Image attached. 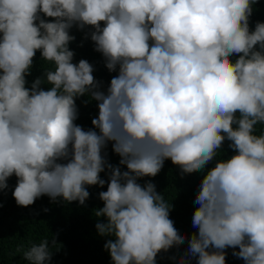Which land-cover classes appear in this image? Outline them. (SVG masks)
I'll list each match as a JSON object with an SVG mask.
<instances>
[{
  "label": "clouds",
  "instance_id": "obj_1",
  "mask_svg": "<svg viewBox=\"0 0 264 264\" xmlns=\"http://www.w3.org/2000/svg\"><path fill=\"white\" fill-rule=\"evenodd\" d=\"M257 3L0 0V193L15 176L18 206L43 196L85 205L89 187L106 185L95 228L108 237L111 264H157L185 242L177 264H227L229 248L244 264H264V127H256L264 126V22L250 27ZM73 28L117 73L106 89L92 63L73 62ZM38 51L54 68L29 86ZM84 96L98 108L87 130L75 123ZM225 142L232 155L218 159ZM167 160L181 176L203 174L190 235L152 180L138 182ZM22 258L50 264L49 241Z\"/></svg>",
  "mask_w": 264,
  "mask_h": 264
},
{
  "label": "trees",
  "instance_id": "obj_2",
  "mask_svg": "<svg viewBox=\"0 0 264 264\" xmlns=\"http://www.w3.org/2000/svg\"><path fill=\"white\" fill-rule=\"evenodd\" d=\"M257 21L264 22V0L253 5V15L250 18V27L254 28ZM87 31V29H86ZM71 34L76 39L69 47L75 53L74 61L86 59L94 65V76L97 80L103 81L106 89L112 76L117 73H109L104 66V61L100 53L94 50V43L83 38V33L72 29ZM82 44V46H81ZM51 62L41 60L39 51L34 58L32 75L27 77L29 86L34 78L42 75L45 69H53ZM47 90L50 85H42ZM90 96H84L76 100L79 109V117L75 121L83 126L85 130L92 127L91 120L98 115V108L95 101ZM257 134L261 125H257ZM108 159L113 165H117L119 157L112 153L111 145L108 149ZM224 152V153H223ZM232 155L228 149V142L218 154V159ZM214 164V162H213ZM213 164L208 165L212 167ZM202 173L194 172L181 176L180 169L165 161L163 169L154 177H145L138 181L143 184L145 180L151 179L156 185V190L164 195L168 204L173 205L170 212V219L175 226L186 234H191L196 229L192 227V215L198 205L194 204L198 185L202 179ZM101 177L107 179L104 173ZM9 189L0 193V264H28L23 257V253L30 249L33 244H39L45 239L49 241V251L52 252L50 264H111L110 256L104 250V244L108 237H101L97 234L95 224L104 218H97L95 212L97 208L103 206L99 200L98 193L106 190L97 186L88 188L90 197L85 201V205L78 202L67 203L63 201L51 202L50 198L43 196L37 199L34 204L28 207L18 206L12 196V191L16 184V178L9 179ZM56 243L53 244L52 241ZM188 245L185 242L179 247H173L168 252H161L157 258V264H177L181 255ZM238 250V249H237ZM227 264H244L240 259L232 256V249H227ZM192 264H195L193 260Z\"/></svg>",
  "mask_w": 264,
  "mask_h": 264
}]
</instances>
